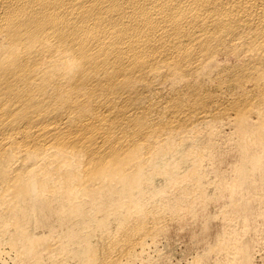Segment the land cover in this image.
Returning a JSON list of instances; mask_svg holds the SVG:
<instances>
[{
	"label": "bare ground",
	"instance_id": "bare-ground-1",
	"mask_svg": "<svg viewBox=\"0 0 264 264\" xmlns=\"http://www.w3.org/2000/svg\"><path fill=\"white\" fill-rule=\"evenodd\" d=\"M226 190L264 203V0H0V264L131 263Z\"/></svg>",
	"mask_w": 264,
	"mask_h": 264
},
{
	"label": "rangeland",
	"instance_id": "rangeland-1",
	"mask_svg": "<svg viewBox=\"0 0 264 264\" xmlns=\"http://www.w3.org/2000/svg\"><path fill=\"white\" fill-rule=\"evenodd\" d=\"M211 91L214 92L215 90H211ZM227 94L229 95L230 92L227 91ZM232 120H229V118L213 120L214 123L221 121L217 123L219 125L217 127L215 126V124H212L213 122H209L211 124L212 129L214 128L217 131L218 129H222L219 131L223 132V134H221L220 132H216L214 130L215 133H217L216 134L217 137L215 134L214 135L212 134L208 138L209 141L215 142V144H211V146L214 147H211L212 149L208 147L205 153L207 155L210 152H212L210 154V156L212 155L211 158L208 155L207 157H209V159L207 157H204L205 160L204 162H202L205 164V165L203 164L202 167L204 166L206 168V169L204 168V173L208 175V173L206 172H209L210 174L208 176L205 175L206 180H211V179L214 180L216 178L218 179V176L222 175L227 181H231V178L235 177L233 173L235 174L234 168L236 165H238L236 164V162L240 161L239 160L240 151L237 152L238 146L236 142L237 136H235L234 134L235 131L234 133H231L233 130H235L234 124H231L233 122ZM254 120L256 121V117L252 115V121ZM225 122L226 124L228 123L229 124L226 125ZM221 123L224 129L221 126ZM204 125L205 124H201L199 125L200 127H198L200 130L203 129L201 130L202 132H200L199 130L200 134H202L203 136L208 134L207 132L210 129ZM230 125L232 128H230ZM202 126L206 127V129H204V127L201 128ZM220 135L223 136V139L222 137L221 139L220 137H218ZM202 138L208 140L207 135ZM227 140H229V142ZM218 141H220L221 143L219 142L218 144L217 143ZM222 146L224 148H222ZM213 157L215 159H213ZM232 162L234 163L233 165L234 167H232L231 164ZM209 166L210 167L212 166L211 169ZM213 167H214V171L216 170L215 169L216 167L217 170L218 169L220 170V171L218 170L219 173L216 170L217 173L216 172L215 173L217 175L213 176L214 178L211 176L213 175L211 174ZM231 169L232 172L230 171ZM223 174L229 177L231 176L233 177H231L228 180L227 178L229 177H226ZM257 177L258 176H256V178ZM257 182L258 181H256L255 183ZM207 187L208 189L206 188V191L208 192H206V194L210 196L212 193L213 194L216 193L215 189H213L214 187L212 186H207ZM251 188H253V185ZM192 191L194 190H191V192ZM257 192L264 193V191H260V190H258ZM238 194H243V193H235L234 196L232 197L231 191L226 190L214 198H212L213 196L212 195L211 197H209V199L208 198L205 199L204 203L205 202L207 203L205 205L203 202H198L197 200L198 203L195 202L193 204L194 207L193 216L196 213V215L193 218H192V212L191 213L186 212L188 215L190 214V216L186 214L185 217L182 218L183 214L185 213L183 212V214H181L180 217L181 219L167 218L168 222L166 220L167 223H165L166 225L164 226L163 231L159 233L154 238V240L150 239L151 241L146 242L145 249L143 251L144 254L142 252L141 253L142 256L141 255L138 256L141 259L136 258L134 259V262L133 260H130L131 263H129L128 261L124 264H232L231 258H229L224 251H220V249L217 250L218 248L216 244L221 239L224 232L226 233V238H227L225 242L226 246L236 245L237 251L239 250V252L241 253V254L239 253V257L241 258L242 256L243 257L245 256V258L242 257L238 261L239 263L237 264H264V203L259 204L257 201H254V199L252 198L247 197L244 199L241 197V200L243 202L246 200H250L251 202L246 206V209L237 210L236 207H232L233 205H231V203H232V199L240 198ZM199 203H201V205H204V206H200L202 207V209L199 207L200 205ZM115 226H116L115 223L112 224L111 229L113 230ZM37 231L40 232L41 229H37ZM97 235H99V233ZM6 248L7 247H4L5 251L7 252L8 249L6 250ZM218 253H222V254H218ZM12 258H13L12 254L11 255L9 254L8 257L6 255H4L3 257L4 260L6 259L5 263L8 264H12V260H11ZM69 260L70 261L65 264L77 263V261L74 259H69Z\"/></svg>",
	"mask_w": 264,
	"mask_h": 264
}]
</instances>
